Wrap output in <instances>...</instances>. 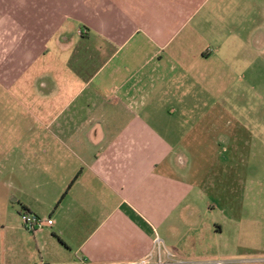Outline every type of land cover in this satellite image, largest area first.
I'll list each match as a JSON object with an SVG mask.
<instances>
[{"label":"crops","instance_id":"1","mask_svg":"<svg viewBox=\"0 0 264 264\" xmlns=\"http://www.w3.org/2000/svg\"><path fill=\"white\" fill-rule=\"evenodd\" d=\"M7 24L31 60L69 28L79 39L39 130L0 134L47 190H21L24 211L54 220L33 244L21 219L0 223L2 264L132 263L158 239L186 264H264L261 237L233 260L217 245L264 184L249 168L264 155V0H0Z\"/></svg>","mask_w":264,"mask_h":264},{"label":"rangeland","instance_id":"2","mask_svg":"<svg viewBox=\"0 0 264 264\" xmlns=\"http://www.w3.org/2000/svg\"><path fill=\"white\" fill-rule=\"evenodd\" d=\"M17 33L20 31L11 25L0 26V34L4 36H0V134L8 133L11 137L22 131L39 130L40 126L34 121L35 117L43 115L42 109L46 102L54 100L55 95L60 93L58 85L69 82L70 74L74 77L67 63L73 44L79 39L77 30L69 28L65 33H68L66 37L70 38V41L64 42V35L56 44L52 43L45 47L42 43L44 54L31 60V57H26V51L34 44L13 41L11 34ZM44 83L50 84L46 91L42 89ZM67 95H70V92H64L63 97H70ZM240 105L242 109L239 110L247 114L245 99ZM53 106L52 104L50 114L56 110ZM255 111L256 115L261 114L262 108L255 106ZM7 148V143L0 140V223L10 224L15 219L19 222L20 213L24 211L22 204L19 203L23 195L21 190H26L28 193L36 192L31 194L35 197L45 195L44 192L47 190L42 189L44 192L41 193L37 190L34 186L35 181L33 182L35 170L30 168L29 161L22 163L23 155L7 156ZM249 157H251L250 178L264 182V155L250 154ZM246 196L253 197V200H264V184L260 183V186L255 185L253 188L249 186ZM45 197L47 198V195ZM252 199L246 200L244 219L238 223L237 229L234 230L233 226L221 239L218 238L217 245L221 244L224 248L222 259H235L236 256L231 255L236 252L238 246L256 247L260 237L264 241V205L259 203L255 207L249 202ZM250 205L255 209L256 214L259 213L260 223L256 221L250 223L251 218L248 213ZM6 233L0 229V246L7 242V238L9 242L11 241L9 233ZM29 234L33 244L35 234L33 232ZM247 253L249 252L243 251L240 253L243 256L238 257L248 258L250 255ZM4 254L5 252L0 250V264L4 263L2 261Z\"/></svg>","mask_w":264,"mask_h":264},{"label":"built area","instance_id":"3","mask_svg":"<svg viewBox=\"0 0 264 264\" xmlns=\"http://www.w3.org/2000/svg\"><path fill=\"white\" fill-rule=\"evenodd\" d=\"M21 221L23 226L29 232L36 233L45 227L52 226L54 220L52 218L42 219L38 215L23 211L21 213ZM156 256V258H155ZM176 256L163 245L161 240H157L154 249L143 259L125 264H186L184 261H179ZM87 260L81 261L82 264H90ZM213 264H222L221 262H215Z\"/></svg>","mask_w":264,"mask_h":264},{"label":"trees","instance_id":"4","mask_svg":"<svg viewBox=\"0 0 264 264\" xmlns=\"http://www.w3.org/2000/svg\"><path fill=\"white\" fill-rule=\"evenodd\" d=\"M72 67H73L75 70H79V66H77L74 62L72 63Z\"/></svg>","mask_w":264,"mask_h":264}]
</instances>
